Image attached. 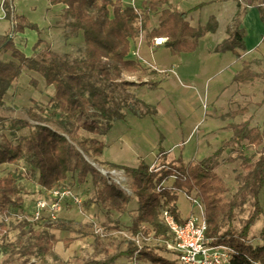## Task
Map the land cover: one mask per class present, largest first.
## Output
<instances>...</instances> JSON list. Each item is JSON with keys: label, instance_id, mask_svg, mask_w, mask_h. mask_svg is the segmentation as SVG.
<instances>
[{"label": "trees", "instance_id": "16d2710c", "mask_svg": "<svg viewBox=\"0 0 264 264\" xmlns=\"http://www.w3.org/2000/svg\"><path fill=\"white\" fill-rule=\"evenodd\" d=\"M144 1L143 8L138 10L125 6L122 0H49L51 6H63V14L57 21L65 27L66 37H83L84 57L72 59L69 54L42 47V39L34 45L32 55L20 49L15 35L26 29L40 33V29L25 16L16 14L14 0H4L2 7L11 27L0 38V55L10 53L12 60L0 59V106L4 105L8 90L25 70L39 75L46 87L54 88V93L46 105L30 107L27 119H10L9 130L14 136L12 139L4 136L0 140V167L22 164V171L17 176L7 173L0 177V216L12 210H24L25 194L18 178L21 175L36 178L42 194L40 198L58 188L70 189L81 196L79 186L90 182L93 189L85 202L86 208L95 206L107 214H127L134 237H152L166 246L173 242L174 234L163 221L162 209H169L178 222H185L177 207L182 194L196 198L204 208L206 236L213 245H224L233 251L232 264H264V243L255 245L250 240L253 227L263 215L259 196L264 187V149L247 153L250 148L264 146V123L262 128L250 127V121L230 124L232 136L202 160L186 161L180 156L154 166L140 161L135 167L98 161L106 148L105 141L99 137L115 121L125 118L124 110L139 118L156 112L135 95L123 103L113 95L114 87L125 90L149 86L154 89L158 85L142 79H126V74L144 72L140 62L128 58L133 42L146 33L149 46L154 45L155 38L167 37L166 48L192 53L198 48L200 39L218 27L217 19L211 17L206 26L193 28L187 21L188 12L172 7L169 0ZM251 1L257 4L264 22V0ZM153 14L159 15V24L151 29ZM240 25L235 21L228 30L229 37L216 51L233 52L241 61L242 69L235 75L234 83L247 85L256 80L264 83V70L253 68L259 61L243 60L245 30ZM30 85L37 87V79L32 78ZM246 112V109H240L232 116ZM3 121L5 119L0 117V122ZM23 130L28 132L18 134ZM162 142L163 138L159 156L165 153ZM226 152L231 154L226 162H240L242 172L236 177L240 184L238 191L225 203L228 188L217 169ZM90 158H95L101 166L123 170L126 177L134 181V194L129 195L110 182L88 160ZM248 201H252V211L242 228L236 230L232 227L236 210ZM132 203L136 208L130 210ZM69 206L79 205L68 201L65 209ZM33 222L42 223L43 229L30 226L26 241L18 248L17 243L0 245L1 254L6 257L5 264H71V261L74 264H115L123 257L143 259L151 264H182L176 253L167 247H140L133 242L125 251L111 255L101 235L95 236L94 251L97 256L104 257L65 262L55 250L59 242L55 232L74 230L72 221L61 217L52 220L45 216ZM122 225L120 219L113 220L109 216L102 226L105 230L118 231ZM3 230L0 226V233L5 238ZM72 242L73 238L64 241L66 246ZM164 252L174 257L164 256Z\"/></svg>", "mask_w": 264, "mask_h": 264}, {"label": "crops", "instance_id": "0c3cea01", "mask_svg": "<svg viewBox=\"0 0 264 264\" xmlns=\"http://www.w3.org/2000/svg\"><path fill=\"white\" fill-rule=\"evenodd\" d=\"M122 1L125 6L138 10L145 4L144 0ZM3 2L0 0V5ZM169 3L180 11L188 12L187 21L193 28L206 26L211 17L217 19L218 27L201 38L198 48L192 53H179L164 45L149 46L146 33L133 42L128 58L140 62L144 72L125 76L158 83L154 89L139 87L142 89L136 96L154 107L156 112L144 118L129 112L124 119L115 121L108 131L109 141L102 156L106 162L135 167L140 161L152 165L155 161L159 164L161 160L169 162L180 156L186 161L202 160L232 136L230 124L250 121V127H263L264 113L258 117V111L252 109V104L245 102H250V97H246L245 92L239 93L240 87L248 88L258 80L247 85L234 83L235 75L242 69L241 61L233 52L216 51L229 37L228 30L232 29L235 21H239L245 30L246 50L251 46L253 35L258 41L263 40L262 33L256 31V25L264 24L257 4L251 0H169ZM14 6L16 14L25 16L40 29V33L26 29L24 33L16 34L32 54L39 39L44 44L47 39L62 35L61 24L57 21L63 14L62 5L51 6L49 0H14ZM150 22L151 29L157 27L159 15H151ZM10 24L7 19L0 21L2 35L7 34L3 33L6 30L9 32ZM246 50L241 51L243 60H246L243 53ZM238 101L245 105L239 107ZM205 103H209V108L202 107ZM240 109L247 112L233 117ZM161 138L165 153L159 156ZM250 149L260 151L264 146ZM173 153L174 158L169 159ZM181 196L185 195L181 194L178 202ZM185 198L190 202V209L186 214L178 209L181 219L186 220L190 215H200L204 211L203 207L192 204L187 196ZM259 198L263 208L262 219L264 187Z\"/></svg>", "mask_w": 264, "mask_h": 264}, {"label": "rangeland", "instance_id": "374dc122", "mask_svg": "<svg viewBox=\"0 0 264 264\" xmlns=\"http://www.w3.org/2000/svg\"><path fill=\"white\" fill-rule=\"evenodd\" d=\"M5 12H3L0 8V21H5L4 18ZM235 24V23H234ZM62 35L55 36L50 40L47 39L42 47H50L52 50L61 53V54H69L72 59H82L84 57V40L81 35L77 37L68 38L66 37V29L62 25L60 26ZM257 33H262V38L264 40V24L261 26L256 25ZM3 33H8L6 30ZM255 33V32H254ZM4 36L0 33V38ZM251 46L244 53L245 59L251 62L259 61L258 64H254L253 68L257 71L264 70V42L263 40L258 41L256 35L251 37ZM257 40V42H253V40ZM15 41L18 46H20L25 53L32 54L31 49L25 46L23 39L19 38V35L15 36ZM0 59L3 61H11L10 53H5L0 55ZM129 80H136L137 78L127 77ZM32 78L37 79L38 86L33 87L30 85V80ZM138 80V79H137ZM142 89V88H141ZM140 88L130 87L127 89H122L118 87H114L113 95L116 97L119 103H123L129 101L131 96H137ZM245 92V96H249L251 101L248 102L245 100L247 104H252V109L256 110L258 117L261 113H264V83L260 80L256 81L252 86L248 88L240 87L239 93ZM54 89L52 87H46L44 81L37 74L29 72L25 70L22 76L15 81L11 88L8 90L5 99L4 105L0 106V117L4 118L5 121L0 122V140L2 138L8 137L10 139L13 138L14 134L9 130V120L12 118H25L27 119V110L34 105L44 106L46 105L50 98L53 96ZM239 107H242L244 102L238 101ZM263 105V108L260 107ZM209 103L203 104V108H209ZM236 108V107H234ZM260 109V110H259ZM126 115L129 113L127 110H124ZM241 119V118H239ZM237 119V120H239ZM105 125V122H103ZM110 130V129H109ZM108 130V131H109ZM108 131L100 136V139H103L105 143H108ZM28 130H23L18 134H26ZM84 134V133H83ZM248 154H252L253 150L249 149L247 151ZM230 152H226L221 159L220 167L217 170L218 175L224 180L226 186L228 188V193L225 195V203L229 202L233 195L238 191L240 184L237 182L236 177L238 174L242 172L240 162L229 163L226 162L228 157L230 156ZM169 159L174 158V153L171 154ZM96 168L101 170V172L105 175L110 182L115 183L119 188L124 190L127 194L133 195L135 192V184L134 181L126 177L125 172L123 170H114L109 167L101 166L96 162L95 158L88 159ZM148 160V159H147ZM98 161H104V158L101 157ZM166 162V161H163ZM152 162V161H151ZM151 166L159 165L155 162L151 163ZM125 165V164H124ZM22 171V164L18 166H1L0 167V177L6 175L7 173L17 174ZM19 182L24 189V201L25 207L24 210H12L7 215L0 216V226L3 227V234L6 235L4 238L0 233V245L6 242L17 243L16 248L24 243L27 239V233L29 227H35L38 230H42V223H36L32 221V213L34 211V205L38 198L41 197L40 189L37 185L36 178L33 175L24 176L21 175ZM92 184L88 182L83 186H79L78 192L84 199V204L79 206H69L64 210L61 215V218L67 219L68 221H72L73 228L75 230L71 231H56V236L59 239L55 250L58 255L65 261L71 260H90L104 257V255L97 256L94 251V239L96 235H101L104 239L106 245H108L110 254H114L116 252L125 251L131 242L136 243L138 246L142 247L144 245L155 247H167L171 252L173 250L168 246L164 245V243L159 242L155 239L144 238L143 236L134 237L130 231L131 220L129 216L123 215L120 216L116 213L107 214L105 211L98 209L95 206L90 208L85 207V202L91 196L92 193ZM136 205L132 203L130 205V210H133ZM178 209L186 214L190 209V202L185 198V196H181L180 201L178 202ZM252 211V201H248L244 205L240 206L236 210V215L234 220L232 221V227L236 230L242 228L244 221L249 217L250 212ZM197 212V211H195ZM111 217L113 220L120 219L123 222L122 228L120 230H105L103 228V223L106 222L108 217ZM264 227V217L253 227L252 234L250 235V240L253 244H263L264 243V233H262V228ZM79 231V232H76ZM73 238V242L66 246L64 241L66 239ZM164 245V246H163ZM167 257H174L172 254L162 253ZM6 257L1 254L0 251V264H5ZM71 264H74L71 261ZM115 264H151L147 260L143 259H129L126 257L119 258Z\"/></svg>", "mask_w": 264, "mask_h": 264}, {"label": "built area", "instance_id": "2783aa9c", "mask_svg": "<svg viewBox=\"0 0 264 264\" xmlns=\"http://www.w3.org/2000/svg\"><path fill=\"white\" fill-rule=\"evenodd\" d=\"M0 8L5 12L2 5ZM167 40L166 37H157L154 45L163 46ZM188 199L192 204L202 208L196 198ZM68 201L81 205L84 199L67 188H58L47 193V196L35 202L32 220L37 221L45 216L52 220L59 219ZM162 218L174 234V240L168 246L176 253L182 264H232L233 251L224 245H213L212 240L207 238L204 211L200 215L192 214L185 222L180 223L175 215L165 208L162 209Z\"/></svg>", "mask_w": 264, "mask_h": 264}]
</instances>
